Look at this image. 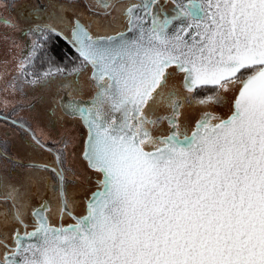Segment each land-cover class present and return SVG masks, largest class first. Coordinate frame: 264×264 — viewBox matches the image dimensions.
Masks as SVG:
<instances>
[{
    "label": "snow or ice",
    "instance_id": "obj_1",
    "mask_svg": "<svg viewBox=\"0 0 264 264\" xmlns=\"http://www.w3.org/2000/svg\"><path fill=\"white\" fill-rule=\"evenodd\" d=\"M76 9L36 0L40 21L0 19L10 50V32L29 38L16 65L29 84L76 74L37 103L82 129L84 168L67 166V140L53 150L16 108L0 114V264H264V0ZM53 36L76 61L33 72ZM82 179L95 187L78 214Z\"/></svg>",
    "mask_w": 264,
    "mask_h": 264
},
{
    "label": "rangeland",
    "instance_id": "obj_2",
    "mask_svg": "<svg viewBox=\"0 0 264 264\" xmlns=\"http://www.w3.org/2000/svg\"><path fill=\"white\" fill-rule=\"evenodd\" d=\"M2 28L3 27L0 25V29ZM15 42L18 45L15 44V46L10 50L9 42L0 40V112L1 114L9 113L12 112L13 108H16L17 111L14 114L15 117L28 119L32 124V128L36 131V136H41L45 142L49 143L51 148L60 147L62 146V143L58 142L55 138L54 135L56 133L54 135L51 133V129L56 127L55 116H42V109L47 106H42L37 103V101L40 97L51 96L58 88L63 94V92L68 90L67 85L71 84L76 74L73 72L56 73L54 77L49 78L53 82L47 87L43 86L42 81H37L35 84H29L27 80L20 76L16 66L17 61L23 56L20 51L25 48V46L21 48L23 41L20 40V35L16 37ZM61 83L65 84V87L60 88ZM32 104L36 105L35 112L29 111V105ZM61 123H63L62 126ZM59 125V128H57L58 133L60 132V134L67 136L61 137L60 139H64V141L67 140L69 142V151L73 153L67 163H69V161L70 163L71 161L75 163L77 135L73 131L78 129V125L67 124V122L61 121H59ZM11 140L12 144L15 143L19 146V134L14 135ZM11 140H9V147L12 146Z\"/></svg>",
    "mask_w": 264,
    "mask_h": 264
},
{
    "label": "flooded vegetation",
    "instance_id": "obj_3",
    "mask_svg": "<svg viewBox=\"0 0 264 264\" xmlns=\"http://www.w3.org/2000/svg\"><path fill=\"white\" fill-rule=\"evenodd\" d=\"M90 2H91V0H53L54 4H57V3L58 4L75 3L77 5L76 10H79L81 12V14L83 15V18L85 20H88L89 16H90V13H88V6L90 5ZM34 3H36V0H0V8H1L0 19H8L10 21H21L22 22L21 27L24 26L23 21H25V20H27L29 22H31L33 19H35L36 21H40L42 19L41 16L36 15L35 17H33L31 12H30V9ZM98 22L99 21H97V23ZM1 26L3 28L0 29V33L9 32L8 28H6L4 25H1ZM113 26L114 27H120L121 25L114 23ZM10 35L15 41H16V37H18V35H20V40L23 41L21 48L25 46V48L22 49V51H20V53H21V55H24V53L27 51L26 40L29 38L23 37L19 30L15 31V32H10ZM53 37H55V36H53ZM15 44H16V42H15ZM16 45H18V44H16ZM73 52H74V55L76 57V53L74 50H73ZM86 82H87V77L81 76L79 79V83H80V86L82 88H84L85 90H86ZM50 87H52V86H50ZM0 114H1V112H0ZM55 120H56V127L51 129V133H52V135H54L56 133L54 135L55 138L58 140V142L62 143L64 141V139H60V138L61 137H67V136L64 134H60V132L58 133L57 128H59V126H60L59 121H61V122H66V121H64L62 119H58L57 116H55ZM62 124L63 123H61V126H62ZM67 124H75V123L74 122L73 123L67 122ZM77 127H78V129L74 130L73 132H75V134L77 135V137H76L77 138V147L76 148H77V152H78L80 149L81 138H82L83 133H82V129L79 126H77ZM35 134H36V131H35ZM37 137L39 139H41L49 148H51L49 143L45 142L41 136H37ZM11 145H13L12 140H11ZM51 149L55 150L56 148L53 147ZM77 160L80 162V164ZM67 166L70 169L75 170L78 173L84 172L83 164L78 159V157H76L75 163H73L72 161L70 163V161H69V163H67ZM12 168H13V166H8L7 168L4 169L3 173H5L7 175L8 171H10ZM89 175H92V174L89 173ZM94 187H95L94 183L84 182L83 179L81 180V183H79V184H72L69 191L71 192V195L73 197L77 198V207L75 209L76 213L79 214L83 211V204H82L80 198L83 197L86 192H88L90 189H93ZM33 199H39V197L34 196ZM53 219H56V218L53 217ZM56 223H57V225H59L60 223L67 225V224L72 223V221L70 219H64L63 221L56 219Z\"/></svg>",
    "mask_w": 264,
    "mask_h": 264
},
{
    "label": "trees",
    "instance_id": "obj_4",
    "mask_svg": "<svg viewBox=\"0 0 264 264\" xmlns=\"http://www.w3.org/2000/svg\"><path fill=\"white\" fill-rule=\"evenodd\" d=\"M76 61L73 49L66 42L52 37L47 45V55L33 68V72L43 73L49 67L69 68Z\"/></svg>",
    "mask_w": 264,
    "mask_h": 264
}]
</instances>
